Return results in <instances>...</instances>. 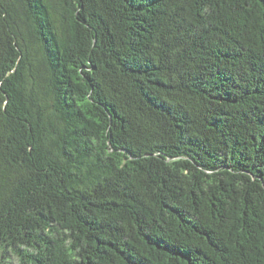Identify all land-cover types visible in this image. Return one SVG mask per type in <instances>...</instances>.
Here are the masks:
<instances>
[{
  "label": "trees",
  "instance_id": "obj_1",
  "mask_svg": "<svg viewBox=\"0 0 264 264\" xmlns=\"http://www.w3.org/2000/svg\"><path fill=\"white\" fill-rule=\"evenodd\" d=\"M0 264H264V0H0Z\"/></svg>",
  "mask_w": 264,
  "mask_h": 264
}]
</instances>
